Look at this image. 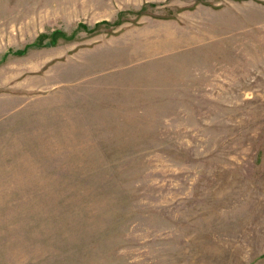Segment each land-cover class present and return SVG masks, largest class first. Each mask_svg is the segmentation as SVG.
<instances>
[{"label":"rangeland","instance_id":"1","mask_svg":"<svg viewBox=\"0 0 264 264\" xmlns=\"http://www.w3.org/2000/svg\"><path fill=\"white\" fill-rule=\"evenodd\" d=\"M0 264H264V0H0Z\"/></svg>","mask_w":264,"mask_h":264}]
</instances>
